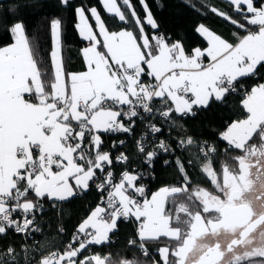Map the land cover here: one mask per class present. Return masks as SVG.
I'll return each instance as SVG.
<instances>
[{"label": "snow or ice", "instance_id": "1", "mask_svg": "<svg viewBox=\"0 0 264 264\" xmlns=\"http://www.w3.org/2000/svg\"><path fill=\"white\" fill-rule=\"evenodd\" d=\"M37 2L0 0L11 39L0 46V264H264V216L249 199L264 182V0H226L228 10L182 0L237 29L224 37L197 24L205 43L191 49L149 0H55L47 57L27 22ZM64 11L85 43L79 71L62 54ZM238 93L245 116L219 133L223 152L191 135L188 119ZM158 163L171 183L158 180ZM92 192L98 202L65 244V205ZM121 223L135 225L123 253L91 251L115 244Z\"/></svg>", "mask_w": 264, "mask_h": 264}, {"label": "trees", "instance_id": "2", "mask_svg": "<svg viewBox=\"0 0 264 264\" xmlns=\"http://www.w3.org/2000/svg\"><path fill=\"white\" fill-rule=\"evenodd\" d=\"M29 4L37 2V0H27ZM55 0H38L37 6L39 7L40 3H43L45 6L43 9L36 15H29L27 17V22L29 24V31L35 37L37 32L39 33V45L42 54L47 57L49 48V40L45 30V21L48 17L55 13V8L53 7ZM73 3H76L77 0H72ZM197 7H200L201 0H194ZM208 4L214 5L220 9L228 10V5L226 0H206ZM149 3L152 6V10L156 15V18L161 22L164 28L169 29L171 32L175 33L180 32V35L184 38V43L188 46L189 49L194 48L199 45H203L204 40L194 31L195 26L200 23H204L209 26L212 30L216 31L218 34H221L224 37H231L237 29L227 20L206 11L201 8V12L193 10L191 7L185 5L182 0H149ZM157 3L163 5V7H158ZM65 20V32L63 38V51L62 54L66 60L67 68L69 71H79L82 70V58L80 54V49L85 46V43L81 41L76 30L72 27L75 23L73 16L68 12L64 11L62 13ZM0 19H3L0 17ZM12 18H7V23L10 24ZM11 42V39L8 33L5 31V24L0 23V46H6ZM262 81H255V83H260ZM252 81L247 82L248 86H252ZM245 110L242 108L240 103V93L230 95L228 97L227 106L213 103L212 106L207 111H202L195 119H188L185 122V127L190 130L191 135L197 140H207L209 143L215 142L221 152L225 148V143L221 142L218 137L219 133L224 130V127L231 120L237 118H244ZM167 131V129H165ZM175 135V133H173ZM107 139V142L111 144L112 139ZM123 138V137H121ZM122 149H117L113 155H116ZM195 151V149H191ZM179 154V153H178ZM229 155L234 156L236 153L232 152ZM165 159L167 157H164ZM224 160L223 155L217 157L216 167L219 168L221 162ZM157 178L161 183H171L172 182V169H164L160 167V164H157ZM116 171H120V166L117 165ZM194 178L197 182L201 183L202 186L212 190L213 186L210 182L204 178L202 175L197 176L196 173H193ZM147 183V181H146ZM160 186L159 184L152 183L150 184V190L154 191L156 187ZM98 195L95 192L90 193L88 196L81 200H74L71 204L65 205V222L67 226L68 235L63 237V241L66 244L68 239L71 237L72 231H74L73 225L78 222L80 217L86 216L88 213L89 206L95 207L96 202H98ZM56 227L55 222L52 223V229ZM135 225L128 223H121L120 231L117 233L113 239L115 244L111 246H106L101 249L99 247H93L92 252H108L114 251L123 253L121 245H123L129 235L134 231ZM11 236V233H9ZM45 236L48 238V242H53L56 238V232L54 230H48L46 226ZM38 242L43 244L45 242L44 236H38ZM19 239V238H17ZM8 238L0 237V245L7 243ZM167 242V238L162 239L160 242H152L151 248L155 249L161 244ZM54 248H48L46 251H55ZM86 255L88 253H85ZM134 254V250H129V258ZM140 260H143V256L136 254ZM115 258V257H114ZM147 264V261L144 262Z\"/></svg>", "mask_w": 264, "mask_h": 264}, {"label": "rangeland", "instance_id": "3", "mask_svg": "<svg viewBox=\"0 0 264 264\" xmlns=\"http://www.w3.org/2000/svg\"><path fill=\"white\" fill-rule=\"evenodd\" d=\"M260 195H264V182L259 183L249 196L257 217L264 214V200L258 198ZM258 231H264V226H261ZM228 239H230V237H221V244L225 243Z\"/></svg>", "mask_w": 264, "mask_h": 264}, {"label": "built area", "instance_id": "4", "mask_svg": "<svg viewBox=\"0 0 264 264\" xmlns=\"http://www.w3.org/2000/svg\"><path fill=\"white\" fill-rule=\"evenodd\" d=\"M240 96H242V93H240ZM111 219V217H109ZM36 241L38 242V238H36ZM29 243H32V241H29Z\"/></svg>", "mask_w": 264, "mask_h": 264}, {"label": "water", "instance_id": "5", "mask_svg": "<svg viewBox=\"0 0 264 264\" xmlns=\"http://www.w3.org/2000/svg\"><path fill=\"white\" fill-rule=\"evenodd\" d=\"M260 216H264V214L263 215H260ZM259 217V216H258Z\"/></svg>", "mask_w": 264, "mask_h": 264}]
</instances>
